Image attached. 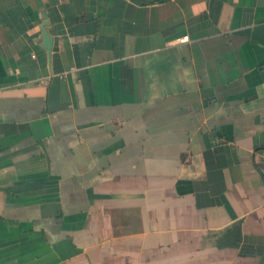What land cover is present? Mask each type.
<instances>
[{
    "label": "crops",
    "instance_id": "1",
    "mask_svg": "<svg viewBox=\"0 0 264 264\" xmlns=\"http://www.w3.org/2000/svg\"><path fill=\"white\" fill-rule=\"evenodd\" d=\"M0 264H264V0H0Z\"/></svg>",
    "mask_w": 264,
    "mask_h": 264
},
{
    "label": "water",
    "instance_id": "2",
    "mask_svg": "<svg viewBox=\"0 0 264 264\" xmlns=\"http://www.w3.org/2000/svg\"><path fill=\"white\" fill-rule=\"evenodd\" d=\"M48 24V21L44 18V21L42 23L41 29H42V45L48 52V59L50 61V55L52 51V37L47 33L45 26Z\"/></svg>",
    "mask_w": 264,
    "mask_h": 264
},
{
    "label": "built area",
    "instance_id": "3",
    "mask_svg": "<svg viewBox=\"0 0 264 264\" xmlns=\"http://www.w3.org/2000/svg\"><path fill=\"white\" fill-rule=\"evenodd\" d=\"M183 39H186V40H187V39H188V36H187V35H185V36L183 37Z\"/></svg>",
    "mask_w": 264,
    "mask_h": 264
}]
</instances>
